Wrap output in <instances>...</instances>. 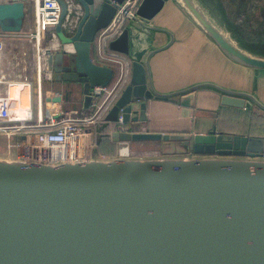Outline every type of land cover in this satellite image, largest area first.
I'll list each match as a JSON object with an SVG mask.
<instances>
[{
  "label": "water",
  "instance_id": "1",
  "mask_svg": "<svg viewBox=\"0 0 264 264\" xmlns=\"http://www.w3.org/2000/svg\"><path fill=\"white\" fill-rule=\"evenodd\" d=\"M57 1L62 48L48 51L47 64L55 81L82 86L87 111L90 89L114 76L111 65L93 59V41L124 0H77L83 15L71 34L60 27L65 4ZM166 1L140 0L108 44L131 62L129 81L105 117L115 123L120 115L123 122L109 134L115 156L92 148L91 155L81 149L78 158L58 162L0 157V264H264V137L216 127L205 133L135 128L146 120L148 100L193 106L204 88L217 92L221 106L264 112L255 91L212 81L155 88L150 60L174 42L170 30L154 23ZM173 1L229 60L264 70V42L251 43L222 0L217 12L203 0ZM27 9V0L0 1V30L21 31ZM142 140L182 151L131 156L128 143Z\"/></svg>",
  "mask_w": 264,
  "mask_h": 264
},
{
  "label": "crops",
  "instance_id": "2",
  "mask_svg": "<svg viewBox=\"0 0 264 264\" xmlns=\"http://www.w3.org/2000/svg\"><path fill=\"white\" fill-rule=\"evenodd\" d=\"M27 5L28 9L23 18L21 31L3 34L5 48L1 56L0 70L7 80L27 77L33 90L37 92L39 85L35 70L36 51L34 43L31 39H23L34 31V6L30 1ZM154 23L167 28L174 34V42L167 49L155 54L150 60L153 83L157 90L169 92L195 82L212 81L229 88L255 91L264 102V70L255 72L229 60L173 0L165 2L160 12L155 16ZM48 81H55L53 75L51 79H46L41 83L43 116L45 114L51 115L57 108L62 109V100L59 98L49 97L48 102L45 103L44 84ZM60 83L75 87L77 92L75 103L78 104V108L70 110L83 112L82 86L74 82ZM1 87L3 85L0 84V92ZM147 104L146 120L137 124L136 130L166 132L165 129H154L151 125L158 123L164 115L162 112H165L169 106L172 109L168 111V114H165L168 116L173 112L171 118L176 123H172V125L176 132L205 133L213 127H216L217 130L222 111L228 113L235 110L248 111L221 106L217 92L206 88L196 92L193 106L176 101L156 99L148 100ZM92 129L91 126L90 128L87 127L90 140L93 143V150L99 154ZM237 131L248 134L241 129ZM229 132H234V130ZM24 138L23 134H14L9 138L0 134V157L8 159L37 157L36 151L25 144ZM148 141L156 140H142V142ZM136 142L138 143V141L128 143L129 152L132 149L131 145ZM37 158H41V156Z\"/></svg>",
  "mask_w": 264,
  "mask_h": 264
},
{
  "label": "built area",
  "instance_id": "3",
  "mask_svg": "<svg viewBox=\"0 0 264 264\" xmlns=\"http://www.w3.org/2000/svg\"><path fill=\"white\" fill-rule=\"evenodd\" d=\"M0 1L9 2L11 0ZM29 1L34 6L33 26L35 28V34H30V36H34L37 41L38 37L50 31L52 39L49 40L48 46L52 50L48 48L47 51H60L62 47L56 33L51 29L61 17L59 2L57 0H27V4ZM62 1L65 4V14L60 21V27L65 34H71L77 28L83 15V8L77 0ZM139 3L140 0H124L109 24L95 35L92 57L99 63L111 65L114 68V76L108 84L96 85L90 89L92 95L90 114L78 110L63 112L61 108H57L51 115L43 116L41 83L46 79H51L53 73L48 67L47 59L42 58L41 62L37 63L35 58L36 78L39 85L37 92L33 90L27 77L7 80L0 70V84L3 85L0 92V134H4L7 138L14 134H23L25 144L36 151L38 157L58 162L78 158L81 149L82 154L87 149L91 155L93 143L87 127L93 128L102 122L110 126V132L114 129H121L123 122L120 115L115 123L107 121L105 117L129 81L131 62L127 55L111 50L108 44L120 34L127 23L128 15L135 12ZM4 33L0 30V62L5 48ZM13 86L19 89L27 87L29 91L27 106L20 105V97H18L17 104H12L13 97H11L10 88ZM34 99L35 107L33 106Z\"/></svg>",
  "mask_w": 264,
  "mask_h": 264
},
{
  "label": "rangeland",
  "instance_id": "4",
  "mask_svg": "<svg viewBox=\"0 0 264 264\" xmlns=\"http://www.w3.org/2000/svg\"><path fill=\"white\" fill-rule=\"evenodd\" d=\"M206 3L210 4L215 12H217V4L218 0H211L213 4L209 3L208 0H203ZM237 4L234 5L235 0L231 1V3H228L227 0H222L224 7L226 8L227 12L233 18L234 12L237 14L236 8H238V11H245L246 8L249 6V3L251 0H236ZM234 6V8H233ZM233 13V14H231ZM255 16V18H254ZM252 16L253 20L256 19L258 23H254L252 25V20L249 17H237L235 21L238 23L239 26L242 24H246L250 26L247 31L249 34L253 36L260 35L261 37H264V18H262L261 22H259L260 18V9H258V12ZM251 26H257L258 28H255V30L251 29ZM34 33H29L28 37L26 36L23 38L24 40L31 39L32 42H35V37L30 36V34H35V28ZM52 31L55 32V26L51 27ZM47 33V34H46ZM41 36V48H46L48 46L49 40L52 39V35L49 32H46ZM44 37V40L42 38ZM46 45V46H45ZM44 101L45 103L48 102L49 97L59 98L62 100V111H68L72 108H78V104L75 103V100L77 98V92L74 89L75 87L72 85H64L60 82H52L48 81L44 84ZM76 92V93H75ZM15 97V93L12 95ZM33 106L35 107V99L33 100ZM54 109V108H53ZM172 107H167L165 112H162L164 115L161 119H159L158 123L151 125L154 129H165L166 132H176V130H173L172 123H176L174 119L171 117L173 112L167 116L168 111H170ZM245 112V111H244ZM86 114H90V111H86ZM167 113V114H165ZM248 121L251 123L257 122L258 125L260 123H264V112L255 109L251 110L248 113H243L241 111H232V112H225L222 111L220 113V120L218 122L217 130L222 132H229L234 130L236 132L238 129H241V131H244L247 133V127H248ZM99 124H102L100 122ZM90 127V126H89ZM88 127V128H89ZM155 132V131H151ZM141 142V143H139ZM130 155L131 156H159V155H178L181 154L180 149L176 148L174 144L161 142V141H148V142H142L138 141V143H134L131 145Z\"/></svg>",
  "mask_w": 264,
  "mask_h": 264
},
{
  "label": "trees",
  "instance_id": "5",
  "mask_svg": "<svg viewBox=\"0 0 264 264\" xmlns=\"http://www.w3.org/2000/svg\"><path fill=\"white\" fill-rule=\"evenodd\" d=\"M228 3H231V1L233 0H227ZM237 4V1L235 0L234 5ZM234 8V6H233ZM226 9V8H225ZM247 10L245 11H238V8H236L237 14L234 12V17H249L252 20V25L254 23H258L256 21V19L253 20V17L257 12L258 9H260V18H259V22H261L262 18H264V0H251L249 3V6L246 8ZM233 14V13H231ZM233 17V19H234ZM255 18V16H254ZM241 29L246 33L247 36L250 37L251 40H253L251 43H255V41H263L264 42V37H261L260 35L257 36H253L251 34H249V32L247 31V29L250 27L246 24H242ZM255 28H258L257 26H251L252 30H255ZM243 113H248L247 112H243ZM93 138L96 144V148L99 151V154L102 156H115L117 153V145L116 143L112 142L110 140V126L106 123H102V124H97L95 126H93ZM247 133L250 136H255V137H264V123H260V125L257 124V122H249L248 121V127H247Z\"/></svg>",
  "mask_w": 264,
  "mask_h": 264
},
{
  "label": "bare ground",
  "instance_id": "6",
  "mask_svg": "<svg viewBox=\"0 0 264 264\" xmlns=\"http://www.w3.org/2000/svg\"><path fill=\"white\" fill-rule=\"evenodd\" d=\"M40 45H41V37L40 38L38 37V40L34 42L37 63L38 62H41L42 58L44 60H46L48 58V53H49L47 51L49 47H47V48H41ZM23 88H26V89H23ZM23 88H20L19 89L16 86H13V87L10 88L11 97H13L12 95L15 93V97L12 98L13 99L12 100L13 101L12 104H17L16 102L18 100V97H20V104H21V106H27V104H28L27 100H28V93H29V91H28L27 87H23Z\"/></svg>",
  "mask_w": 264,
  "mask_h": 264
},
{
  "label": "flooded vegetation",
  "instance_id": "7",
  "mask_svg": "<svg viewBox=\"0 0 264 264\" xmlns=\"http://www.w3.org/2000/svg\"><path fill=\"white\" fill-rule=\"evenodd\" d=\"M203 154H205V153H203Z\"/></svg>",
  "mask_w": 264,
  "mask_h": 264
}]
</instances>
